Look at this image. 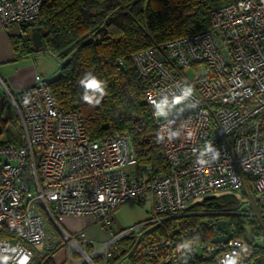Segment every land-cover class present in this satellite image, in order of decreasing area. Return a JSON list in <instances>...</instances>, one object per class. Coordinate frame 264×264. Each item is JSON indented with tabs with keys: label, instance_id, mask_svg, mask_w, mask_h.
Listing matches in <instances>:
<instances>
[{
	"label": "built area",
	"instance_id": "1",
	"mask_svg": "<svg viewBox=\"0 0 264 264\" xmlns=\"http://www.w3.org/2000/svg\"><path fill=\"white\" fill-rule=\"evenodd\" d=\"M45 1L0 0V29L37 19ZM209 19L206 29L132 54L164 146V173L137 164L127 131L92 139L80 110L59 104L42 75L17 92L0 77L17 120L16 140H0V264H34L32 246H58L45 213L72 248L63 264H105L111 246L131 233V252L159 263L206 258L222 264L232 257L237 264H253L257 248L264 247V224L253 226L246 240L231 223L228 242L151 234L167 218H180L212 199H231L215 212L219 220L242 219L264 207V0L220 4L210 9ZM189 85L193 95L174 104ZM127 165L135 171H126ZM127 202L150 204V216L117 229L113 214ZM63 215H89L111 237L92 243L88 253L80 234L60 226ZM214 229L213 237L224 234L216 224ZM184 243L190 248H179Z\"/></svg>",
	"mask_w": 264,
	"mask_h": 264
},
{
	"label": "trees",
	"instance_id": "2",
	"mask_svg": "<svg viewBox=\"0 0 264 264\" xmlns=\"http://www.w3.org/2000/svg\"><path fill=\"white\" fill-rule=\"evenodd\" d=\"M229 1L232 0H46L40 16L19 24L21 33L11 34L10 39L17 57L48 51L60 60V69L47 78L48 84L59 104L68 110H80L86 132L92 139L127 131L137 164L150 166L153 173L160 174L168 170V163L132 54L153 44L206 29L210 26V9ZM36 26L42 33L41 48H35L31 38L32 28ZM119 59H123V63H119ZM89 72L104 82L106 94L98 105H89L81 98L84 88L79 82ZM6 102L5 93L0 96L1 119L16 120L14 113L3 117ZM230 204V198L208 200L196 206L194 212L180 218H167L151 234L156 237L169 235L174 241L180 236L198 241L213 240L214 225L220 218L215 212ZM203 217L208 221H203ZM228 217L237 226L236 235L248 240L241 217ZM133 238L131 233L116 241L105 264H115L125 255L136 263L164 264L131 252ZM83 243L88 252L93 251L91 243ZM62 246L60 242L36 264H58L53 254ZM262 257L264 247H258L253 264H264ZM95 261L103 263L104 259L95 256ZM182 264L216 262L201 258L188 259Z\"/></svg>",
	"mask_w": 264,
	"mask_h": 264
},
{
	"label": "crops",
	"instance_id": "3",
	"mask_svg": "<svg viewBox=\"0 0 264 264\" xmlns=\"http://www.w3.org/2000/svg\"><path fill=\"white\" fill-rule=\"evenodd\" d=\"M7 30L0 29V77L3 78L8 87L17 92L33 83L36 70L33 66L27 65V57H17L12 46L10 35ZM0 86L1 83H0ZM3 91V92H2ZM0 87V96L5 95V90ZM15 112V111H14ZM2 113V111L0 112ZM16 116V114H15ZM9 121V120H8ZM7 122V121H6ZM1 135V131H0ZM12 135V136H11ZM16 140V133L7 132L6 139L1 141ZM150 204H138L135 202H127L120 206L113 214L114 226L119 229L124 226H130L140 223L150 216ZM64 229L71 234H80L84 241L106 242L110 239L111 233L109 229L97 222L89 215H63ZM60 224V220H59ZM57 236V234H56ZM54 258V255H53ZM55 260V259H54ZM56 261V260H55ZM57 262V261H56ZM58 264L60 262H57ZM123 264H153L151 262L136 263L131 259L125 260Z\"/></svg>",
	"mask_w": 264,
	"mask_h": 264
},
{
	"label": "rangeland",
	"instance_id": "4",
	"mask_svg": "<svg viewBox=\"0 0 264 264\" xmlns=\"http://www.w3.org/2000/svg\"><path fill=\"white\" fill-rule=\"evenodd\" d=\"M3 30H7V31H9V33H15V34H20L22 31L21 26L18 24L12 25L9 28H4ZM27 60H28V61H26L28 63L27 65L33 66V68L36 70V72L45 78H50L53 75H55L59 71L60 66H61L60 60L48 51L36 52V53L30 55L27 58ZM0 87H1V91H2V86H0ZM6 105H7V107H5V109H4L3 117H9L13 113L15 116L14 107L12 105L11 100L8 97H7ZM1 110L2 109L0 106V112H1ZM0 115H1V113H0ZM15 121L16 120L13 119L11 121L6 122V121L2 120L0 117V131H1L0 139L5 140L8 131L10 133H14V134L17 133L16 132L17 122H15ZM125 169L128 172H133V171H135V166L134 165H127L125 167ZM146 204H148V203H146ZM262 208H263L262 206L256 207L257 214L254 213V215H245L244 218L241 219L242 222H244L243 223L244 224L243 230H244L245 234L248 236L247 238L251 237L253 226H255L257 224H264V217L261 215L262 213H264V210H262ZM150 210H151V206H150ZM238 219L240 220V218H238ZM202 220L208 221V218L203 217ZM45 222H46L48 231H50L54 235L57 234L56 238L58 239V241L63 242V244H64L63 247H60V249L57 250L53 254L54 259L57 262H60L62 264H63V262H68L69 261V254L72 250L70 244L67 242L66 238L59 233L58 227L56 226L55 221L50 217V215H48V213H45ZM60 226L62 228L64 227V219L62 220L60 218ZM126 226H124V227H126ZM93 243H94L93 245H98V246L102 244V242H93ZM45 246H46V244H37V245L32 246V249L35 251L34 264L39 263L41 261L42 256L47 251H49V250H47V248H45ZM88 253H91V252H88ZM82 257L83 256H81V258Z\"/></svg>",
	"mask_w": 264,
	"mask_h": 264
},
{
	"label": "clouds",
	"instance_id": "5",
	"mask_svg": "<svg viewBox=\"0 0 264 264\" xmlns=\"http://www.w3.org/2000/svg\"><path fill=\"white\" fill-rule=\"evenodd\" d=\"M80 85L84 88V93L82 95V100L89 104V105H98L101 102V99L106 94L105 88H104V82L98 79L95 75L92 73H86L84 78L80 80ZM193 95V87L187 86L184 88L181 95L174 98L173 103L179 104L182 101H185L189 96ZM158 108H161L160 105H157ZM163 109L161 108V111ZM207 150L211 151V146H207ZM201 163H204V161L201 160ZM103 199V197H101ZM179 248L182 249H189L190 245L188 243L181 244ZM222 264H237V261L235 258L228 257L225 259Z\"/></svg>",
	"mask_w": 264,
	"mask_h": 264
},
{
	"label": "water",
	"instance_id": "6",
	"mask_svg": "<svg viewBox=\"0 0 264 264\" xmlns=\"http://www.w3.org/2000/svg\"><path fill=\"white\" fill-rule=\"evenodd\" d=\"M32 42L35 48L43 47L42 33L39 27H33L31 32ZM217 229L224 232L223 235H219L213 238V242L224 241L228 242L233 236L231 229V222L228 219H220L216 222Z\"/></svg>",
	"mask_w": 264,
	"mask_h": 264
}]
</instances>
